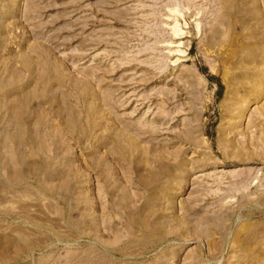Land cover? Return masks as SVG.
Here are the masks:
<instances>
[{"label":"rangeland","instance_id":"374dc122","mask_svg":"<svg viewBox=\"0 0 264 264\" xmlns=\"http://www.w3.org/2000/svg\"><path fill=\"white\" fill-rule=\"evenodd\" d=\"M0 264H264V0H0Z\"/></svg>","mask_w":264,"mask_h":264}]
</instances>
